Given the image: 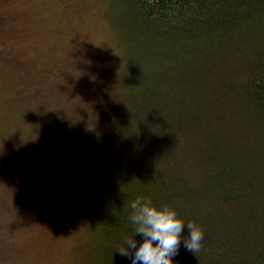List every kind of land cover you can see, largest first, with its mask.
<instances>
[{"label":"trees","instance_id":"obj_1","mask_svg":"<svg viewBox=\"0 0 264 264\" xmlns=\"http://www.w3.org/2000/svg\"><path fill=\"white\" fill-rule=\"evenodd\" d=\"M112 2L118 101L46 132L79 194L71 263L132 264L118 251L134 235L130 203L145 197L185 224L173 264H264V0ZM31 131L53 158L43 127ZM188 223L204 233L194 253Z\"/></svg>","mask_w":264,"mask_h":264},{"label":"rangeland","instance_id":"obj_2","mask_svg":"<svg viewBox=\"0 0 264 264\" xmlns=\"http://www.w3.org/2000/svg\"><path fill=\"white\" fill-rule=\"evenodd\" d=\"M117 11L108 0H0V264H72L84 223L79 194L46 132L54 120L66 131L80 111L95 113L103 99L112 110L118 101L122 55L108 29ZM19 116L31 125L26 119L20 130ZM40 127L53 158L25 133Z\"/></svg>","mask_w":264,"mask_h":264},{"label":"clouds","instance_id":"obj_3","mask_svg":"<svg viewBox=\"0 0 264 264\" xmlns=\"http://www.w3.org/2000/svg\"><path fill=\"white\" fill-rule=\"evenodd\" d=\"M130 220L134 225V235L140 234L143 241L125 238L118 253L131 258L132 264H173L172 257L178 253L184 222L175 210L167 205L157 208L150 199L137 197L130 203ZM190 237L184 238L185 248L193 253L201 248L203 231L194 223H188ZM155 242V243H154Z\"/></svg>","mask_w":264,"mask_h":264}]
</instances>
